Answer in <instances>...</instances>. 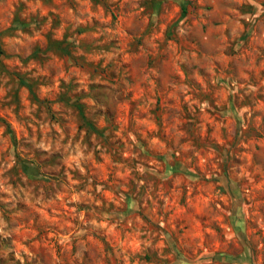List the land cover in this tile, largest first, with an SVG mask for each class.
<instances>
[{
	"label": "rangeland",
	"instance_id": "1",
	"mask_svg": "<svg viewBox=\"0 0 264 264\" xmlns=\"http://www.w3.org/2000/svg\"><path fill=\"white\" fill-rule=\"evenodd\" d=\"M0 264H264V0H0Z\"/></svg>",
	"mask_w": 264,
	"mask_h": 264
}]
</instances>
